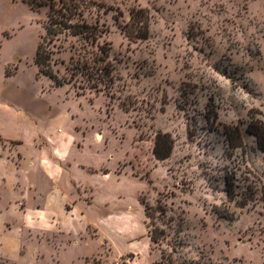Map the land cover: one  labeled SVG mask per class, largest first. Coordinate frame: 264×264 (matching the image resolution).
<instances>
[{"label": "rangeland", "instance_id": "rangeland-1", "mask_svg": "<svg viewBox=\"0 0 264 264\" xmlns=\"http://www.w3.org/2000/svg\"><path fill=\"white\" fill-rule=\"evenodd\" d=\"M79 1L81 21L100 28L110 52L107 87L72 76L98 49L63 35L48 46L65 81L55 86L34 62L48 0H0V73L19 68L17 78L45 92L36 102L59 113L44 126L78 133L85 161L112 174L108 211L94 216L108 221L89 226V256L76 264H264V152L247 130L264 117V0ZM135 10L148 22L143 40ZM226 127L240 128L244 150L228 146ZM158 133L162 147L173 144L165 160L154 155ZM154 230L162 242L151 240ZM51 240L39 256H23L9 238L0 264H75Z\"/></svg>", "mask_w": 264, "mask_h": 264}, {"label": "crops", "instance_id": "crops-1", "mask_svg": "<svg viewBox=\"0 0 264 264\" xmlns=\"http://www.w3.org/2000/svg\"><path fill=\"white\" fill-rule=\"evenodd\" d=\"M9 65L0 73V247L15 238L20 254L39 256L52 238L76 254V264L89 256V226L108 221L94 216L108 211L112 174L85 161L78 133L44 126L59 113L36 102L45 92L35 94L29 79L17 78L19 68L8 76Z\"/></svg>", "mask_w": 264, "mask_h": 264}, {"label": "trees", "instance_id": "trees-1", "mask_svg": "<svg viewBox=\"0 0 264 264\" xmlns=\"http://www.w3.org/2000/svg\"><path fill=\"white\" fill-rule=\"evenodd\" d=\"M49 8L48 19L44 25L45 34L41 38V42L37 48L35 56V65L39 72L53 81L57 87L63 86L65 81L58 78L52 69V55L53 52L48 46H54V42L59 40L60 36L73 37L83 41V44H89L98 49V54H94L91 58L78 59V63L74 64L71 68L72 76L80 75L83 79H87V83L95 81L97 85H104L107 87L108 83L112 82V74L108 69L109 50L104 45L99 43L102 38V31L98 26L89 24L85 21H81L83 16L82 9L83 3L79 0H48L47 4ZM143 13V10H135L131 13V22L136 23L140 29L144 30L140 36H136L141 40L148 37L147 19H143L139 15ZM142 18L143 20H140ZM138 22V23H137ZM129 38L132 37L130 34ZM134 38V37H133ZM132 39V38H130ZM48 40V43L46 41ZM75 57H71V61L74 62ZM80 61L83 64H80ZM90 62L92 67L90 69ZM76 69V70H75ZM75 70V71H74ZM9 76V75H8ZM248 132L256 138L258 147L264 152V117L263 120H259L257 116L253 117V122L248 125ZM225 135L229 143V147L233 150L245 149V142L243 140L242 132L239 127H226ZM166 138V134L158 133L155 141L154 155L159 160L167 159L173 150V144L162 147V140ZM251 176L257 179L252 173ZM227 196H235V187L231 182L226 180ZM242 194L241 196H244ZM256 201V189L255 182L251 180V203ZM247 205V201L242 204L241 207ZM149 207H146V215L149 217ZM165 238L157 230H154L151 234V240L155 243L162 242Z\"/></svg>", "mask_w": 264, "mask_h": 264}]
</instances>
